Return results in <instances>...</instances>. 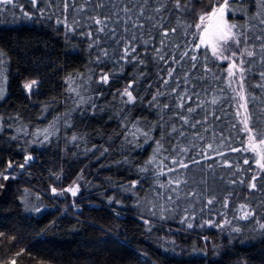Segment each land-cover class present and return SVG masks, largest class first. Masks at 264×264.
<instances>
[{
    "label": "trees",
    "instance_id": "obj_1",
    "mask_svg": "<svg viewBox=\"0 0 264 264\" xmlns=\"http://www.w3.org/2000/svg\"><path fill=\"white\" fill-rule=\"evenodd\" d=\"M229 2L228 60L216 0L0 4V264H264V10Z\"/></svg>",
    "mask_w": 264,
    "mask_h": 264
},
{
    "label": "snow or ice",
    "instance_id": "obj_2",
    "mask_svg": "<svg viewBox=\"0 0 264 264\" xmlns=\"http://www.w3.org/2000/svg\"><path fill=\"white\" fill-rule=\"evenodd\" d=\"M35 2H36V0H33V3H35ZM12 3H13V0H0V4H4V5H8V4H12ZM258 3L260 5L261 10H264V0H258ZM240 10H242V8ZM125 11H127V9H125ZM233 11L234 10H233L229 0H223V3H220L219 0H216V3L212 6L211 12L206 13L205 16H201V18H200L202 22L206 18L214 19L217 21L214 28L212 26L203 27V30H202L203 35L200 38V42H201V44H205V45L211 44L213 55L217 56V58H222L224 60L230 59L229 56L223 55V52L227 51V46H229L231 44H235L237 47H239L241 44V40L237 37V34L233 32V29L240 27V25H238L236 23H230L227 19L228 14L233 12ZM260 16H261V13L258 12L256 14V17H252V19H256L257 17H260ZM259 22L261 24H264V18H261ZM96 23L100 24L103 22L100 20H97ZM197 27L200 28L201 26L197 25ZM100 30L103 31V29H100ZM133 39H135V37H133ZM199 46L200 45L198 44L197 47H199ZM132 50L135 51L134 48ZM126 53H127V50H126ZM185 55H187V53H185ZM235 55H236L235 52L231 53V56H235ZM247 55L251 57L254 55V53L251 51H248ZM192 59L195 60L196 57L193 56ZM233 68H236V64L234 62L230 65V70L228 72L229 76L234 75V72L231 70ZM241 71H243V69H241ZM261 75L264 76V73H261ZM102 80L104 82H107L108 76L107 75L103 76ZM35 83H36V81H31V82L25 84L24 86L26 89L30 90L32 85ZM259 86L264 87V85H259ZM241 87H243V85H241ZM124 94L128 96L130 101L133 99L132 94L130 92H128L127 89H125ZM241 98H243V97H241ZM213 103H216V101L213 100ZM189 111H192V109L190 108ZM241 123L243 124L242 130L248 134L247 139L249 142L250 149L258 157L257 163L259 164V166L262 169H264V163H261V161H264V129H259L254 125L250 126V117L247 115L243 118ZM144 135L147 136V133H144ZM73 139H75V137H73ZM159 147H160V145L158 144L157 150H159ZM210 147H211V145H209V148ZM233 151H238V149H233ZM27 159H31V157H27ZM153 159H154V157H153ZM151 162H152V160L148 161V163H151ZM244 162L248 163L247 160H245ZM173 163H176V161H173ZM180 166L185 167V168L187 167V165L184 164L183 162H180ZM5 179H7V177H5ZM252 179L255 180L256 178L253 177ZM169 183H171V182H169ZM178 184H179V181H177V185ZM161 187H163V185H161ZM250 187L255 188L256 185L253 183L250 185ZM53 191H55V189H53ZM173 191H175V189H173ZM72 194L75 195L76 191L73 190ZM168 199L171 200L172 197L169 196ZM211 202H212L211 200L208 201V203H211ZM244 207H245L244 205H241L242 209ZM251 215H252V213L245 212L244 216H242L241 218L247 219ZM189 227H191V225H189ZM261 227H264V225H262ZM236 230L239 231V229H236ZM17 255H19V253ZM10 264H16V261L13 260L10 262Z\"/></svg>",
    "mask_w": 264,
    "mask_h": 264
},
{
    "label": "rangeland",
    "instance_id": "obj_3",
    "mask_svg": "<svg viewBox=\"0 0 264 264\" xmlns=\"http://www.w3.org/2000/svg\"><path fill=\"white\" fill-rule=\"evenodd\" d=\"M223 3V2H222ZM211 12V11H210ZM209 12V13H210ZM201 16H205V14H203V15H201ZM201 16L199 17V22H198V25H200L201 27L199 28V36H200V38H201V36L203 35V27H205V26H212L213 28L215 27V25H216V23H217V21L216 20H214V19H208V18H206L203 22L201 21ZM201 43V42H200ZM203 46H206V47H208V48H211V44H209V45H205V44H202ZM30 157V156H29ZM78 185H74V186H72V187H68L67 189H65V191L68 193V194H70V195H72V196H75V195H77V193H78ZM73 190H75L76 191V194L75 195H73L72 194V192H73ZM57 192H59L58 190H55V191H53V189L51 190V194L52 195H55V194H57Z\"/></svg>",
    "mask_w": 264,
    "mask_h": 264
},
{
    "label": "water",
    "instance_id": "obj_4",
    "mask_svg": "<svg viewBox=\"0 0 264 264\" xmlns=\"http://www.w3.org/2000/svg\"><path fill=\"white\" fill-rule=\"evenodd\" d=\"M77 211H80V209H77Z\"/></svg>",
    "mask_w": 264,
    "mask_h": 264
}]
</instances>
